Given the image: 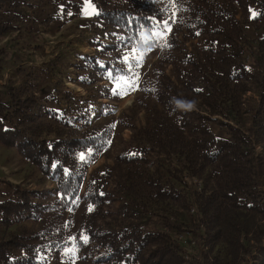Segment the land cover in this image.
<instances>
[{
	"label": "trees",
	"instance_id": "1",
	"mask_svg": "<svg viewBox=\"0 0 264 264\" xmlns=\"http://www.w3.org/2000/svg\"><path fill=\"white\" fill-rule=\"evenodd\" d=\"M91 1L105 28L125 33L123 43H140L148 52L155 47L151 42L141 43V34L162 21L170 26L161 61L173 66L175 81L161 72L155 88H146L145 82L143 92L151 93L157 104L153 110L145 108L144 126L132 123L126 127L140 142L142 152L156 153L171 168L160 160L142 171L140 164L150 163L144 156L118 154L114 167L124 178L118 186L130 200L121 208L123 220L118 229L105 230L98 225L95 212L85 210L83 235L87 241L84 245L85 241L78 239L79 249L86 252L90 246L104 251L96 259L98 264H239L253 251L255 264H264V224H259L264 220V155L253 154L251 135L239 125L245 113L244 98L256 80L259 100L250 132L264 140V0H176L178 15L174 20L172 0ZM16 7L14 0H0V37L16 29L14 22L20 16ZM244 24L261 33L254 47L255 71L242 58ZM189 41H197L191 44L190 52L179 48ZM106 47L113 49L115 45ZM3 54L0 50V57ZM1 63L0 58V72ZM95 69L104 71L98 66ZM84 122L90 127L89 120ZM211 123L226 129L230 138L218 137ZM72 130L68 121L49 112L39 99L32 73L20 87L0 92V145L15 148L25 161L55 182L59 197L48 200L45 190L19 186L5 194L0 200V264H47L57 249L55 228L44 226L43 216L75 209L85 171L106 150L111 136L110 130L98 127L79 135ZM185 171L201 184L193 200L172 182V178L178 179L177 173ZM87 198L99 205L107 196L90 193ZM194 204L197 213L191 214ZM154 207L175 217L170 221L167 214L162 216L164 227L175 232L162 225L151 231L141 226V218L151 215ZM183 214L194 217L200 226L198 248H208L201 253L203 263L186 259L175 237L181 232L195 234L176 223ZM24 221L43 226L38 230L25 228L21 233L6 231ZM249 234L256 243L245 242Z\"/></svg>",
	"mask_w": 264,
	"mask_h": 264
},
{
	"label": "rangeland",
	"instance_id": "2",
	"mask_svg": "<svg viewBox=\"0 0 264 264\" xmlns=\"http://www.w3.org/2000/svg\"><path fill=\"white\" fill-rule=\"evenodd\" d=\"M175 1L172 0L173 20L178 15ZM14 2L17 5L15 10L20 14L14 22L16 29L0 37V50L4 52L0 57V92L6 93L12 87H20L28 79V74L32 73L38 86L39 99L47 106L49 112H56L59 118L68 121L77 135L91 127H98L100 131H111L106 150L85 171L75 209L45 214L42 220L44 226L52 230L55 228V240L59 242L57 249L50 254L47 264H98L96 259L105 252L90 246L88 251L81 252L77 242L78 239L85 241V210L95 212L98 225L105 230L118 229L120 220H123L121 208L125 201L130 200L118 186L119 182L124 181L118 173L119 170L114 167L118 154L138 153L144 156L150 163L140 164L142 171L153 168L152 163H158L160 160H164L165 167H170V163L156 153L148 150L142 152L140 142L132 138L131 131L126 127L132 123L138 127L144 126L145 108L153 110L157 104L151 93L143 92L145 82L148 83L146 88H155L158 85L157 76L161 72L175 81L173 66L161 61V53L167 46L170 31L166 37H157V32L164 31V26L160 23H157L154 29L145 30L141 34V43L151 42L155 47L148 52L142 49L140 43H123L125 33L112 27L105 28L103 20L97 17L99 11L91 0ZM260 34L251 24H244L242 58L253 71L256 69L254 60L257 57L254 47ZM181 39L179 36V40ZM192 43L197 41L182 43L179 48L190 52ZM113 44V49L106 47ZM176 53L178 54V51ZM125 57H128L127 63ZM95 66L103 68V73L97 71ZM126 80L131 83L126 84ZM133 84L135 87H132ZM258 100L259 83L254 80L244 98L245 113L239 125L251 135L253 154L262 156L264 140L258 139L250 132L254 127L253 109ZM89 108L91 109L88 114ZM85 120H89L90 127L84 125ZM232 122L236 123L233 119ZM210 127L218 137L230 138L227 130L216 123H211ZM172 162L175 165L177 163L176 159ZM177 174L178 179L172 178V182L193 200L194 192L201 188L200 182L186 171L184 174ZM261 183L264 190V167L261 170ZM16 186L45 190L48 200L59 198L55 182L48 180L37 167L25 161L15 148L9 149L0 145V200L5 194H11ZM90 193L106 195L107 199L99 205L92 204L87 198ZM132 205L131 202V208ZM151 212V215L140 220L145 230H156L162 225L163 229L176 231L163 225L162 216L168 215L169 211L154 207ZM168 216L170 221H175V217ZM176 223L181 224L184 229L192 230L194 235L199 237L200 226L191 215H181ZM259 224L263 225L264 220L260 219ZM42 226L41 223L24 221L6 231L21 233L25 228L38 230ZM69 240L70 244L67 243ZM255 240L256 238L249 234L245 242L253 244L256 243ZM83 243L86 245V242ZM70 249L72 251H69ZM254 254L255 251L252 255L247 254L244 257L246 262H254Z\"/></svg>",
	"mask_w": 264,
	"mask_h": 264
},
{
	"label": "built area",
	"instance_id": "3",
	"mask_svg": "<svg viewBox=\"0 0 264 264\" xmlns=\"http://www.w3.org/2000/svg\"><path fill=\"white\" fill-rule=\"evenodd\" d=\"M191 214L197 213V206L194 204L191 207ZM176 239L182 244L181 249L184 253L186 259L191 260L192 258L204 262V258L201 257V253H206L208 251L207 247L198 248L197 237L192 232H181L175 235ZM239 264H255L254 262L242 261Z\"/></svg>",
	"mask_w": 264,
	"mask_h": 264
},
{
	"label": "snow or ice",
	"instance_id": "4",
	"mask_svg": "<svg viewBox=\"0 0 264 264\" xmlns=\"http://www.w3.org/2000/svg\"><path fill=\"white\" fill-rule=\"evenodd\" d=\"M253 15H255V13H253ZM160 23H162L164 25V31L157 32L156 36L157 37H166L167 33L170 31V26L168 25L167 21H162ZM124 60L127 63L128 62V57H125ZM129 71H131V67L130 66H129ZM109 75H111V73ZM121 79H123V77H121ZM125 83L129 84L131 82L126 80ZM132 87H135V85L133 84ZM124 94H126V93H124ZM84 158H85L84 154L81 153L80 159L83 160ZM83 239L85 240V242L87 241V237H83ZM69 251H72V250L70 249Z\"/></svg>",
	"mask_w": 264,
	"mask_h": 264
}]
</instances>
